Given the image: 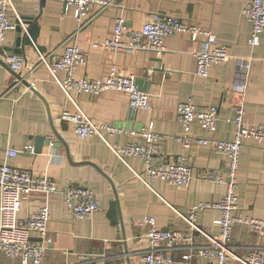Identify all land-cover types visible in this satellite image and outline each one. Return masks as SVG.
Returning <instances> with one entry per match:
<instances>
[{
    "label": "crops",
    "instance_id": "0c3cea01",
    "mask_svg": "<svg viewBox=\"0 0 264 264\" xmlns=\"http://www.w3.org/2000/svg\"><path fill=\"white\" fill-rule=\"evenodd\" d=\"M12 1L17 12V15L8 13L12 24L15 25L17 19L23 16L38 17L36 44L42 46L44 52L52 49L61 52L63 41L77 29L76 20L70 12L64 13L63 5L59 2ZM248 2L115 0L90 25L77 33L79 45L87 53V60L76 68V77H105L114 64L119 72L135 77L139 89L149 95L151 103V109L146 111L130 107L127 95L122 91L105 90L96 96L72 92L78 108L96 123L126 128L144 125L163 136L155 161L166 163L176 154L184 153L193 164V177L187 187L169 185L161 180L150 181V186H146L135 175L144 169L139 158H117L97 136L78 138L73 132V125L60 117L63 110L73 113L75 105L66 98L45 66L38 65L29 72L38 62L36 49L29 45L23 47L21 73L44 98L47 108L41 97L16 83L14 71L0 52L5 64H0V163L7 160L11 165L29 169L35 176L47 175L61 190L72 183L86 184L100 199L99 211L86 219L75 217L65 207L61 192L51 194L48 200L50 220L47 225L50 242L40 264H76L77 254L80 253L109 256L111 264H141L138 255L148 247L144 236L146 227L139 225L141 218L152 215L159 228L186 231L187 224L178 213L187 215L192 206L216 203L223 197L225 186L205 180L202 175L210 168L225 170L226 156L194 141L189 149L183 150L181 143L176 141V136L183 134L176 119V105L192 98L200 109L209 105L218 108L216 130L209 131L193 123L189 131L192 138L232 139L235 132L232 119L240 104L244 108L245 126L264 122V31L260 33L257 45L249 44L251 24L242 15V9ZM156 12L176 16L186 24H199L202 29L209 30L215 34L217 43L227 47L229 59L212 68L209 77L204 79L195 75L194 52L200 48L201 37L192 41L185 33L167 36L163 43L164 51L160 55L146 50L113 52L92 48L89 44L92 40L109 36L117 17H122L129 28L137 30ZM17 36L15 28L9 30L6 39L0 42V50L14 49ZM58 75L60 78L65 76L63 72ZM241 82L245 83V88L238 91L235 86ZM12 84L15 87L7 91ZM50 123L67 143L72 162H90L97 167L87 163H70L63 146L55 148L45 144L40 152H21L15 157L5 158L7 148L18 151L28 145L35 148V136L52 137L55 140ZM131 141L130 136L124 135L109 138V142L117 146ZM107 178L114 184L118 197L120 214L117 213L116 224L107 216L109 203L114 198ZM236 192L244 214L253 217L264 214V143L246 140L241 146ZM42 203L39 195L24 198L18 216L26 217ZM119 220L124 227L125 240L122 239ZM196 223L206 232L217 234L219 211L214 207L197 210ZM232 237L238 257L247 253L246 246L260 245L264 252V240H258L246 225H234ZM33 238H36L35 234ZM124 246L128 249L127 254ZM174 259V264H212L198 257L179 263L181 252L175 253ZM0 264L25 263L19 258H9L0 253ZM228 264L239 263L231 260Z\"/></svg>",
    "mask_w": 264,
    "mask_h": 264
},
{
    "label": "built area",
    "instance_id": "2783aa9c",
    "mask_svg": "<svg viewBox=\"0 0 264 264\" xmlns=\"http://www.w3.org/2000/svg\"><path fill=\"white\" fill-rule=\"evenodd\" d=\"M63 5L64 13L70 12L77 22V29L66 38L61 52L52 49L38 52V59L51 74L66 98L75 105L73 113L63 110L60 117L73 125V132L80 139L99 137L109 146L117 158L125 156L139 158L144 169L135 175L146 186L150 181L161 180L169 185L187 187L193 177V164L184 153L176 154L171 161L156 163L155 156L164 137L150 130L147 126L126 128L109 123H96L78 108L71 95L72 92H83L99 95L105 90H118L127 95L128 105L135 109L149 111L151 103L149 95L139 89L135 77L119 72L112 64L109 73L102 78L76 77L75 70L84 65L87 53L82 50L77 40V33L113 5L115 0H53ZM17 15L12 0H0V42L14 28L8 19V13ZM243 17L251 24L249 44L257 45L260 33L264 31V0H249L242 9ZM185 33L190 40L197 41L200 37V48L194 52L196 60L195 75L207 79L212 68L229 59L228 49L224 44L217 43L215 34L202 29L199 24H186L180 18L163 13H154L140 29H131L122 17L115 18L109 36L89 42L92 48H101L113 52L146 50L162 54L164 39L167 36ZM6 62L15 72L22 71L24 58L18 54L5 52ZM31 69V68H30ZM65 74L64 78L59 73ZM22 74V73H21ZM15 85L8 87L11 91ZM241 91L245 83L236 84ZM1 98V96H0ZM244 108L236 107L232 123L235 126L234 136L230 140L214 138H192L189 135L191 125L199 124L209 131H215L218 121V108L215 105L200 109L192 98L178 102L176 119L183 129V134L176 136L183 150L190 148L191 142L211 147L216 153L227 158L225 170L210 168L203 172V178L217 185H224L223 197L216 203H199L189 209L187 215L178 213L187 224V230L159 228L156 218L146 215L139 225L146 227L144 236L148 247L139 255L141 264H174V254L181 252L179 263H185L193 257L203 258L212 264H228L235 260L240 264H264V252L260 245L243 246L247 253L243 257L235 254L232 231L236 224L246 225L257 236L264 240V214L253 217L243 213L239 207L237 186V169L240 148L246 140L258 144L264 143V122L253 126L243 124ZM114 135L130 136L131 142L117 146L109 142ZM21 152L34 154L32 145L22 151L7 148L5 158L15 157ZM61 192L65 207L78 218H92L100 209V199L86 184L72 183L65 189L57 187V183L47 175L35 176L29 169L20 168L4 160L0 163V253L9 258H19L25 264H40L44 258L50 239L47 237V225L50 220L48 200L51 194ZM39 195L42 205L34 212L21 218L18 209L21 201ZM214 207L219 211V229L217 234L203 230L196 223V212L204 208ZM33 234L36 238H33ZM38 240V241H36ZM199 240V241H198ZM111 258L103 254H77L76 264H111Z\"/></svg>",
    "mask_w": 264,
    "mask_h": 264
},
{
    "label": "water",
    "instance_id": "95a60500",
    "mask_svg": "<svg viewBox=\"0 0 264 264\" xmlns=\"http://www.w3.org/2000/svg\"><path fill=\"white\" fill-rule=\"evenodd\" d=\"M37 18L38 17L23 16L20 20H17L15 30L18 33V36L16 37L15 48L14 49L3 48L4 50L1 48L0 52H1V55L3 56V58H5V55H6L5 52H8V51H11V53L22 54L23 53V47L26 45H29L31 47L36 48L39 52H44V48L42 46H39L36 44V39H37L38 32H39V26L37 25V22H36ZM0 64L5 65L1 58H0ZM14 77L22 85H24L25 87H28L33 93H35L39 97H41V99L44 101L45 106L47 108V104H46V101L44 100V98H42V96L34 88V86H32V84L26 80L25 76H22V74L20 72H15ZM50 126H51V131H52V134H53L55 140H53L52 137L49 138V137H45V136H35L34 137V140H35L34 152H40L43 144L51 145L55 148H59V147L63 146V148L65 150L66 158L70 163H87V164H91L92 166L94 165L90 162H72L67 143L57 133V131L53 128L51 123H50ZM95 167H97V166H95ZM101 173L104 176H106L102 171H101ZM107 179L109 180V182L111 184L113 196H114L113 200H111L109 203L107 216L111 220L112 223L116 224L117 223V218H116L117 213L120 214L118 197L116 194V189L114 187V184L111 182V180L109 178H107ZM119 225L121 227L122 239L125 240L126 238H125V234H124V227H123L121 220H119ZM124 245H125V243H124ZM124 251L126 252V254L128 253V249L126 246H124ZM126 259H127V261H129L128 257Z\"/></svg>",
    "mask_w": 264,
    "mask_h": 264
},
{
    "label": "rangeland",
    "instance_id": "374dc122",
    "mask_svg": "<svg viewBox=\"0 0 264 264\" xmlns=\"http://www.w3.org/2000/svg\"><path fill=\"white\" fill-rule=\"evenodd\" d=\"M17 20H20V18L19 19H17ZM16 27V23H15V26H14V28ZM36 49V48H35ZM36 51H37V49H36ZM8 53H11V52H8ZM41 53H43V52H41ZM13 54H17V53H13ZM18 55H20V56H22L21 54H18ZM37 55H38V52H37ZM23 57V56H22ZM24 58V57H23ZM5 61H6V59H5ZM8 64V63H7ZM9 65V64H8ZM38 65H42L41 63H40V59H38V62H37V64L34 66V67H32L30 70H29V72H31L32 70H34ZM10 66V65H9ZM42 66H44V65H42ZM11 68V67H10ZM14 71V70H13ZM14 73H15V71H14ZM23 76V75H22ZM16 79V78H15ZM17 80V79H16ZM16 83H20L18 80L16 81ZM21 84V83H20ZM24 86V85H23ZM28 88V87H27ZM239 263V262H238ZM240 264V263H239Z\"/></svg>",
    "mask_w": 264,
    "mask_h": 264
}]
</instances>
